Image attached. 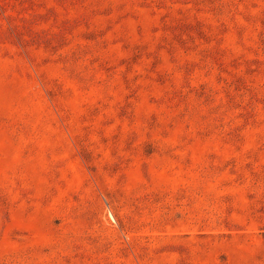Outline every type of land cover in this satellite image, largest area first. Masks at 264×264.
Masks as SVG:
<instances>
[{
    "label": "rangeland",
    "instance_id": "rangeland-1",
    "mask_svg": "<svg viewBox=\"0 0 264 264\" xmlns=\"http://www.w3.org/2000/svg\"><path fill=\"white\" fill-rule=\"evenodd\" d=\"M0 264H264V0H0Z\"/></svg>",
    "mask_w": 264,
    "mask_h": 264
}]
</instances>
